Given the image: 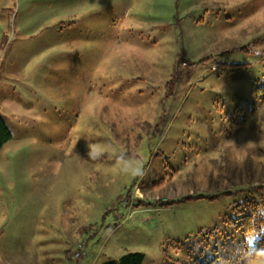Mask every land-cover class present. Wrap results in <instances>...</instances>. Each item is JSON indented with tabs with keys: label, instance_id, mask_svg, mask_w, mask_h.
<instances>
[{
	"label": "rangeland",
	"instance_id": "1",
	"mask_svg": "<svg viewBox=\"0 0 264 264\" xmlns=\"http://www.w3.org/2000/svg\"><path fill=\"white\" fill-rule=\"evenodd\" d=\"M0 73V264H241L264 232L234 210L264 217V0H0Z\"/></svg>",
	"mask_w": 264,
	"mask_h": 264
},
{
	"label": "trees",
	"instance_id": "2",
	"mask_svg": "<svg viewBox=\"0 0 264 264\" xmlns=\"http://www.w3.org/2000/svg\"><path fill=\"white\" fill-rule=\"evenodd\" d=\"M11 132L7 127L3 117L0 115V149L1 147L10 140ZM200 198L203 196H195L193 198ZM192 197H186L185 199H190ZM210 199L215 198V196L208 197ZM259 202L256 198L250 197L246 198L241 202H238L234 206V210L237 213L235 220L240 219L239 224L243 226L244 231L253 230V228H259L261 225H264V217L256 211ZM183 242L176 241L174 244H171V248L177 250V252H181L183 250ZM258 246L264 247V240H260ZM163 253L169 259L170 253L169 248L167 246L163 247ZM143 254L139 252H128L123 254L118 259H112L104 262L103 264H142ZM176 262L179 260L178 257L171 256ZM217 260L216 257H203L200 258H192L189 255V259L186 264H214Z\"/></svg>",
	"mask_w": 264,
	"mask_h": 264
},
{
	"label": "clouds",
	"instance_id": "3",
	"mask_svg": "<svg viewBox=\"0 0 264 264\" xmlns=\"http://www.w3.org/2000/svg\"><path fill=\"white\" fill-rule=\"evenodd\" d=\"M88 149V156L91 159H101L105 155L113 157L118 171L123 175L134 177L141 175L144 171L142 161L133 154L118 151L112 145L90 143ZM260 240H264V232H253L251 236L245 235L244 259L241 264H264V247L258 246Z\"/></svg>",
	"mask_w": 264,
	"mask_h": 264
},
{
	"label": "built area",
	"instance_id": "4",
	"mask_svg": "<svg viewBox=\"0 0 264 264\" xmlns=\"http://www.w3.org/2000/svg\"><path fill=\"white\" fill-rule=\"evenodd\" d=\"M77 246H78V250L74 253V257L80 258L83 255H85V251H84L82 244L78 243Z\"/></svg>",
	"mask_w": 264,
	"mask_h": 264
},
{
	"label": "crops",
	"instance_id": "5",
	"mask_svg": "<svg viewBox=\"0 0 264 264\" xmlns=\"http://www.w3.org/2000/svg\"><path fill=\"white\" fill-rule=\"evenodd\" d=\"M3 31V30H2ZM2 36H4V34H2ZM4 42V37L2 38V42H1V45H2V43ZM4 44V43H3ZM11 45L12 44H8V46H10L11 47ZM10 50H11V48H9V52H10ZM0 75H1V73H0ZM2 83V81L0 82V84ZM14 90V89H13ZM2 96H3V94L1 93V90H0V105H1V103L4 101L3 100V98H2ZM6 101V100H5ZM12 103H14L13 101H12ZM13 105V104H12ZM0 115L3 117V115H2V113H0ZM4 119V118H3ZM5 121V120H4ZM6 144V143H5ZM4 144V145H5ZM3 145V146H4ZM3 146L1 147V149L0 150H2V148H3Z\"/></svg>",
	"mask_w": 264,
	"mask_h": 264
}]
</instances>
